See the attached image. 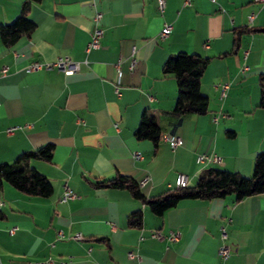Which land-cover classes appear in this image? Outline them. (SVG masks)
<instances>
[{
  "label": "crops",
  "instance_id": "1",
  "mask_svg": "<svg viewBox=\"0 0 264 264\" xmlns=\"http://www.w3.org/2000/svg\"><path fill=\"white\" fill-rule=\"evenodd\" d=\"M24 1L0 0V25L16 19ZM183 2L164 0L161 9L158 0L32 1L35 29L13 45L0 38V163L48 142L55 147L51 161L31 162L52 182L50 196L28 195L9 183L0 188V264L49 258L54 264H264V193L183 199L158 216L128 189L94 185L119 173L139 180L148 175L143 189L156 195L175 187L181 173L188 185L210 167L252 174L255 155L264 149V108L258 106L264 31L245 33L236 52L222 54L234 48L236 28L264 26V1ZM97 10L101 46L86 52ZM166 24L171 32L161 38ZM180 51L211 58L200 84L209 98L205 114L173 110L177 83L162 66ZM132 52L137 66L130 72ZM59 56L81 61L80 69L25 71L34 60ZM222 84L228 85L224 96ZM146 109L161 128L157 145L134 134ZM17 125L23 127L7 133ZM168 134L181 144L172 148L164 140ZM136 151L142 158L134 157ZM203 152L221 161L198 163ZM67 186L78 197L61 201ZM138 209L142 225L130 226L128 215ZM176 230L180 238L170 241ZM153 231L162 237H152ZM76 234L85 238L74 239ZM223 243L231 247L224 260L218 253Z\"/></svg>",
  "mask_w": 264,
  "mask_h": 264
},
{
  "label": "trees",
  "instance_id": "2",
  "mask_svg": "<svg viewBox=\"0 0 264 264\" xmlns=\"http://www.w3.org/2000/svg\"><path fill=\"white\" fill-rule=\"evenodd\" d=\"M32 1L25 0L19 16L11 22L0 25V38L6 45H13L24 35H29L36 27V23L29 16ZM251 31H264V26L259 28L241 27L234 30V48L222 55L234 53L239 48L242 37ZM196 53L180 51L167 57L162 72L172 75L177 83V98L173 110L181 115L205 114L209 111V98L200 90L202 75L210 61ZM260 101L258 106L264 108V73L259 76ZM139 139H149L157 145L161 136V128L147 109L142 112L139 124L134 130ZM164 136V135H163ZM54 144L45 143L35 149L22 152L12 162L0 163V188L4 183H9L16 189L32 196L48 197L53 192V185L47 175L31 165L33 160L51 161ZM96 187L124 188L131 195L141 200L150 210L158 216L175 207L183 199L221 198L234 195L236 200L247 196L264 193V149H261L254 158L253 171L250 176L240 172L220 167H210L204 170L193 185L173 187L156 195H147L139 184V178L117 174L108 179L94 182ZM142 209L134 210L128 215L130 226L142 225Z\"/></svg>",
  "mask_w": 264,
  "mask_h": 264
},
{
  "label": "built area",
  "instance_id": "3",
  "mask_svg": "<svg viewBox=\"0 0 264 264\" xmlns=\"http://www.w3.org/2000/svg\"><path fill=\"white\" fill-rule=\"evenodd\" d=\"M258 1H264V0H258ZM158 2H159L160 8L162 9L163 5H164V0H158ZM183 3H184V5H188V4H190V0H184ZM101 18H102V12L97 10L93 16V28L91 31L90 41L88 42V44L85 48L86 52H89L91 49L99 48L101 46L100 39L102 37V30H101L100 25H99ZM170 32H171V26L166 24L162 28V31L160 33V37L166 38L170 34ZM133 52H134V50H133ZM133 52L131 54V58H130L129 62L127 63V69L130 72L135 71L136 66H137V61L133 56ZM84 62H86V60ZM81 63H82L81 61L73 60L70 56H59L54 61L34 60L25 67V71L29 73V72L38 71V70L50 71L53 69H57L59 71H62V72L69 74V73H74V72L78 71L81 67ZM115 68H116V74H115V78H114L115 92L117 94H120V87H121V83H122V77L124 74L123 59L120 58L116 62ZM1 71L4 72L5 68L2 67ZM227 88H228L227 84L221 85L222 96H224L226 94ZM217 118H218V116L216 115L213 117V120L217 121ZM115 126H116L117 130H119L118 124H115ZM22 127L23 126H20V125L11 126V127H8L6 129V131H7V133H13L14 131H16L17 129L22 128ZM167 142L170 144V146L172 148H175L176 146L181 144V139L175 135L168 134ZM134 157L136 159L142 158L141 151L134 152ZM196 161L198 163H202L204 161L220 162L221 157L218 156L217 154H207V153L203 152V153H200L197 155ZM149 181H150V177L148 175H146L142 179L139 180V184L143 188L148 184ZM187 184H188V176L186 174H183V173L179 174L177 179H176V184H175L176 187H184ZM76 197H78V194L74 190H72L71 188H69L67 186L60 199H61V201H67L70 199H74ZM14 230H15V228H11L10 232H13ZM221 233H222V238L224 240L227 239V231L224 227H221ZM59 235H60V237L63 236L62 231L59 232ZM151 236L159 239L162 237V234L159 231H153ZM73 238L82 240L85 237L81 234H76ZM168 238L170 241H177L180 238V232L178 230L171 231ZM218 253H219L220 257L224 260L230 256L231 247L228 244L223 243L219 247ZM134 255L135 254L132 251H130L128 253L129 257H133ZM54 263H55L54 260L52 258H49L46 261L41 262L40 264H54ZM60 264H65V263L61 262Z\"/></svg>",
  "mask_w": 264,
  "mask_h": 264
},
{
  "label": "bare ground",
  "instance_id": "4",
  "mask_svg": "<svg viewBox=\"0 0 264 264\" xmlns=\"http://www.w3.org/2000/svg\"><path fill=\"white\" fill-rule=\"evenodd\" d=\"M164 138H165L164 140H166V141L168 140V136H166V137H164Z\"/></svg>",
  "mask_w": 264,
  "mask_h": 264
}]
</instances>
